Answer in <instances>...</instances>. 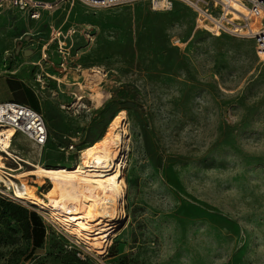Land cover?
Masks as SVG:
<instances>
[{"label": "rangeland", "instance_id": "rangeland-1", "mask_svg": "<svg viewBox=\"0 0 264 264\" xmlns=\"http://www.w3.org/2000/svg\"><path fill=\"white\" fill-rule=\"evenodd\" d=\"M0 73L42 114L45 165L74 164L117 114L127 134L107 248L92 255L0 185V264H264V57L251 39L195 28L178 0L65 1L37 19L4 6ZM25 187L60 190L43 176Z\"/></svg>", "mask_w": 264, "mask_h": 264}, {"label": "bare ground", "instance_id": "bare-ground-1", "mask_svg": "<svg viewBox=\"0 0 264 264\" xmlns=\"http://www.w3.org/2000/svg\"><path fill=\"white\" fill-rule=\"evenodd\" d=\"M125 118L124 114L112 117L102 135L81 147L76 162L69 166L43 164L40 158L43 146L32 142L18 145L12 126H0V185L14 199L38 211L63 235L96 256L107 248L110 237L121 224L127 148ZM5 155L24 160L32 167L23 169L20 164L13 169L5 162ZM37 176L56 182L60 187L58 193L41 196L27 190L25 185L37 180Z\"/></svg>", "mask_w": 264, "mask_h": 264}, {"label": "built area", "instance_id": "built-area-1", "mask_svg": "<svg viewBox=\"0 0 264 264\" xmlns=\"http://www.w3.org/2000/svg\"><path fill=\"white\" fill-rule=\"evenodd\" d=\"M65 1L74 0H0L4 6L15 7L37 19L41 10H50ZM92 7H109L138 0H77ZM152 8L164 9L173 0H142ZM194 13V26L212 35L227 34L251 39L258 58L264 57V0H178ZM236 5V6H235ZM240 8H238V7ZM258 21V22H257ZM258 27L255 28V24ZM0 126H12L17 135L34 145L43 146L47 140V129L39 110L17 100L0 101ZM9 160L8 155H5ZM23 161V160H22ZM17 165L20 163L15 162ZM85 258V256H84ZM101 264H106L104 260Z\"/></svg>", "mask_w": 264, "mask_h": 264}, {"label": "crops", "instance_id": "crops-1", "mask_svg": "<svg viewBox=\"0 0 264 264\" xmlns=\"http://www.w3.org/2000/svg\"><path fill=\"white\" fill-rule=\"evenodd\" d=\"M20 11H23V10H20ZM22 83L23 81L18 78L12 77L7 74L0 73V101L17 100V97H16L17 94L24 92V91H28L25 89V86ZM17 101H20V100H17Z\"/></svg>", "mask_w": 264, "mask_h": 264}, {"label": "trees", "instance_id": "trees-1", "mask_svg": "<svg viewBox=\"0 0 264 264\" xmlns=\"http://www.w3.org/2000/svg\"><path fill=\"white\" fill-rule=\"evenodd\" d=\"M40 229H41V233L38 235V237L33 236V242L35 243V245H40L41 244L42 227Z\"/></svg>", "mask_w": 264, "mask_h": 264}]
</instances>
